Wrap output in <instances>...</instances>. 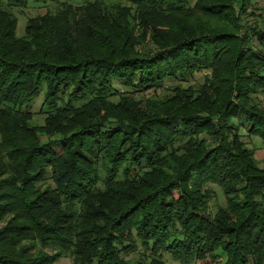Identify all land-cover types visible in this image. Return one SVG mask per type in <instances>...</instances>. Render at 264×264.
<instances>
[{
  "label": "trees",
  "instance_id": "16d2710c",
  "mask_svg": "<svg viewBox=\"0 0 264 264\" xmlns=\"http://www.w3.org/2000/svg\"><path fill=\"white\" fill-rule=\"evenodd\" d=\"M56 1L0 0V264H264L257 0H63L17 35L13 7Z\"/></svg>",
  "mask_w": 264,
  "mask_h": 264
},
{
  "label": "rangeland",
  "instance_id": "374dc122",
  "mask_svg": "<svg viewBox=\"0 0 264 264\" xmlns=\"http://www.w3.org/2000/svg\"><path fill=\"white\" fill-rule=\"evenodd\" d=\"M4 4L5 7L8 6V0H1ZM63 0H58L56 2H49V3H35V2H30L26 8H12L13 12L17 16L18 19V28H17V35L18 36H23L25 35V28L27 25V22L30 18L40 16V15H45L46 13H56L59 9V3L62 2ZM245 20H247V24L249 27L253 29H256V27H261L263 32H264V0H257L255 4L251 7L249 10L248 14L244 16ZM202 19V18H201ZM204 22H206L209 27H214L216 26L217 23L212 21L211 19H202ZM248 25L245 24L246 29L248 28ZM252 30H249L251 35ZM246 32L245 30L242 31L241 35L245 36ZM209 74V72H200L197 73L193 79L189 81V83H184V86L187 85H192V84H202L204 82L205 75ZM178 85L174 81H167L165 85L157 89L156 91L150 90L146 93H143L145 97H151V96H156V97H164L166 94L169 93V88L174 87ZM122 91H125L122 89ZM44 96H45V89L42 91V93L39 95V97L31 104H28L24 107V110H28L34 113L33 118L31 120L32 125L34 126H43L46 123V114L47 112V107L43 109V102H44ZM142 96V95H139ZM259 98L264 102V96L260 95ZM115 101H118V98H114ZM69 99H65V103H68ZM142 102H146L145 99H142ZM240 131L241 134L243 135V140L245 141L246 145L254 151V157L258 164L262 166V161L264 159V141L256 136H250L247 128L244 126H240ZM209 187L215 191V198L214 200L211 201L210 203V213L212 215H215L216 212L218 211L219 206H225L226 205V196L223 194L221 188H219L215 184H210ZM4 226L2 224L0 227ZM46 253H49L51 255L55 254V251L53 249H44ZM135 255H129L126 258L127 259H132L134 258ZM136 258V256H135ZM163 260L165 261L166 264H183L179 261H176L172 258V256L168 253L163 255ZM220 263H223V261ZM57 264H73V260L71 256L63 257L59 260ZM190 264H219L218 262H214L211 258H208L207 261H196Z\"/></svg>",
  "mask_w": 264,
  "mask_h": 264
}]
</instances>
